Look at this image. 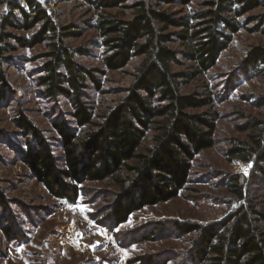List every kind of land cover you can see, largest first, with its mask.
I'll return each mask as SVG.
<instances>
[{
    "label": "rangeland",
    "instance_id": "374dc122",
    "mask_svg": "<svg viewBox=\"0 0 264 264\" xmlns=\"http://www.w3.org/2000/svg\"><path fill=\"white\" fill-rule=\"evenodd\" d=\"M17 1L0 0V22L11 10V3ZM37 1L56 23L78 31V35L66 38L65 44L80 51L75 55L80 66L97 70L94 76L99 87L87 80L81 101L91 110L92 122L99 124L125 98L146 55L132 57L120 69H107L96 22L104 17L131 20L139 0H124L105 10H97L85 0ZM211 1L181 4L177 0H149V4L175 18H185L206 10ZM236 20L242 26L231 35L228 47L215 64L202 73L196 72L195 63L185 58L180 41L166 43L176 53L171 70L193 73L192 79L183 78L181 92L196 93L205 99L201 107L187 111L207 114L215 121V143L193 159L189 180L177 196L135 211L117 227L112 226L107 215L119 191L115 181L84 179L78 185L81 194L69 203L49 192L26 160L30 134L20 125L22 118L41 133L46 141L43 149L58 162L57 169L63 168L57 124L76 133L78 140L97 126L79 127L70 97L49 96L39 83L49 59L47 41L22 47L15 38L9 39L15 49L5 54L0 80V264H138L142 257L146 261L140 264L148 260H152L151 264H192L189 256L197 233L179 232L176 224L211 225L232 214L239 202H233L226 184L236 175L248 176L252 162L231 157L230 149L250 142L253 120L264 122V103H257L264 100V63L259 64V73L244 66L249 52L257 47L264 49V3ZM38 30L39 26L29 31L11 26L4 29L28 39ZM176 30L170 27L165 33ZM152 135V131L147 133L143 147L153 146ZM250 188V198L264 210V185Z\"/></svg>",
    "mask_w": 264,
    "mask_h": 264
},
{
    "label": "trees",
    "instance_id": "16d2710c",
    "mask_svg": "<svg viewBox=\"0 0 264 264\" xmlns=\"http://www.w3.org/2000/svg\"><path fill=\"white\" fill-rule=\"evenodd\" d=\"M85 1L97 10H105L119 6L124 0ZM177 1L186 4L190 0ZM261 3L264 0H213L206 10L175 18L154 9L149 0H139L134 4L136 14L131 20L110 17L98 20L96 27L102 37L106 54L103 63L107 69H120L138 55H146V60L138 68L122 102L96 124L81 97L87 80L99 87L94 76L97 70L80 66L75 61L80 51L65 44V39L78 35V31L56 23L37 0L12 2L11 10L0 22V80L7 60L5 54L15 49L9 39L15 38L22 47L47 41L49 59L39 83L49 96L70 97L79 127L97 126L78 140L76 133L57 124L63 150L60 159L63 168L57 169L58 162L43 149L46 141L41 133L25 118L21 119L20 125L30 134L26 160L44 187L55 197L74 203L81 194L78 185L84 179H112L119 186L107 214L114 227L147 205L177 196L189 180L193 159L214 145L216 125L207 114L187 111L201 107L205 99L196 93L181 92L183 78L192 79L193 73L171 70L170 63L176 53L166 43L180 41L185 47L183 55L195 63L196 72H205L228 47L231 35L242 26L236 17ZM8 26L22 31L39 26V30L28 39L5 32ZM170 27L178 30L165 33ZM261 63H264V49L257 47L249 52L244 66L259 73ZM257 103L263 104L264 100ZM149 131L153 132V146L145 148L143 142ZM249 139L250 142L230 149L231 157L252 162L248 176L236 175L226 184L233 202H239L232 214L211 225L176 224L179 232L197 233L189 256L192 264H264V210L257 208L258 203L249 196L250 186L264 185V122L253 120ZM123 174L131 176L122 177ZM139 261L138 264L146 260L142 257ZM151 263L148 260L146 264Z\"/></svg>",
    "mask_w": 264,
    "mask_h": 264
}]
</instances>
